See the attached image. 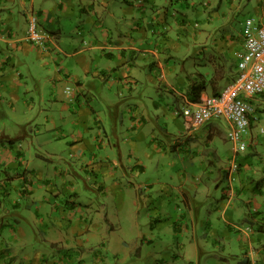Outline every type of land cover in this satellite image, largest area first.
Listing matches in <instances>:
<instances>
[{
  "label": "crops",
  "instance_id": "0c3cea01",
  "mask_svg": "<svg viewBox=\"0 0 264 264\" xmlns=\"http://www.w3.org/2000/svg\"><path fill=\"white\" fill-rule=\"evenodd\" d=\"M41 1L49 0H0V110L11 107L16 119L12 126L20 127L11 137L6 134V130L0 134V138H4L0 144L6 148L4 156L1 154L6 163L0 160V217H15L10 228L14 234L13 240L16 238L21 248H24L29 236L34 235L27 222L34 221L35 216L46 221V211L54 216L59 209V203L52 200L48 192L51 186L59 185L62 179L67 182L68 178L63 173L62 177L58 176L62 166L52 163L57 161L49 156L61 155L67 150L79 155V163L83 168L90 164L92 173L97 175L101 172L102 176L97 175L96 181L103 177L105 184L95 187L102 194L111 192L108 184L118 186L125 179L131 181L139 169L146 170L143 157L137 153L139 150L146 151L144 148L148 145L143 147L141 144H149L151 138L163 133L171 140L173 150H179L181 155L187 151L200 156L202 161L209 162V167L205 176L198 175L200 183L196 181V189L189 190V194L183 191L182 181L178 184L177 192L168 194L171 201L160 199L167 203L166 206L163 204L158 207L151 198L150 201H136L138 211L141 214L143 211L148 212L151 220L156 217L166 219L178 232H184L187 228L190 230L191 227L195 232L199 228L203 230L201 233L205 237L200 249L205 258L207 251L211 250L212 255L219 253L221 260L226 259L235 264H258L259 260L264 264V153L258 148L264 145V132L256 126L259 119L253 118L249 139L253 138L255 142L242 154L238 162L240 167L232 183L234 189L228 194L226 189L230 182L225 185L222 183L224 179L230 180L228 168L231 161L230 155H226L224 141L228 140L227 130L231 125L225 129L223 123H215L220 120L217 118L194 129L192 122L181 111L193 101L191 86L194 83L206 82L201 94V97H205L219 93L233 79L227 65L215 62L208 65V71L204 72L191 70L190 67L184 71L185 68L181 67L182 73L177 74L176 67L171 80L168 70L172 65L167 58L178 56L180 59L179 54L187 56L186 51L179 52V48L176 54L172 52L174 44L178 43V39L174 38L178 36L177 31L172 34L161 32V29L170 25L167 21L172 12L169 4L177 0H109L106 10L103 9V1L106 0H88L87 3L86 0H50V5H42ZM117 3L123 11L125 5L127 8L132 7L129 14L134 13L136 16L133 23L125 19L122 21L123 26L118 25L115 27L116 32L110 34L108 27L114 21L119 22L122 17L111 9ZM250 3L257 13L264 11L259 2L251 0ZM56 7L62 9L64 16L55 11ZM135 8L146 14L147 18L138 15ZM31 9L41 13L44 18L40 20L42 42L28 40L26 35L20 34L22 28L27 26V13ZM17 10L20 12L16 13ZM78 12L80 15L77 17L75 14ZM68 19L75 21L80 37L74 38L69 34L68 23L73 22ZM86 24L92 26L88 28ZM211 31L207 34L208 39ZM232 36L225 32L218 34V37L213 36L215 44L219 45L217 50L222 55L228 41H232ZM87 37L89 41L85 45ZM202 40L207 41L206 38ZM208 51L204 47L199 50L212 60L214 56L210 57L212 54H208ZM195 73L199 74L198 78L193 76ZM69 84L74 89L68 87L67 90ZM167 95L176 100L173 105L167 104L168 111L173 110L180 117L172 123L173 127L168 122L162 127L164 122L158 120L159 129L155 130L151 120L154 116L160 117L158 109L163 107V98ZM28 97L39 107L37 104L30 105ZM39 99L41 102H38ZM47 101L49 105H44ZM250 101L256 109L260 108L264 94L256 95ZM37 109L45 113L38 114L40 123H33L29 113ZM47 121L57 129L49 140ZM53 121L57 122L54 124ZM41 125L46 128L39 133ZM32 128L34 135L31 134ZM19 131L24 134H19ZM43 133L47 135L39 136ZM18 139L20 142L16 143ZM30 139L29 150L25 151L24 147ZM159 144L155 147H159ZM29 153L35 154L37 159L25 162L24 156ZM135 156L138 158L136 164L129 165ZM17 164H26L27 172H21L23 170ZM30 167L31 173L28 172ZM40 169H44L41 174ZM214 185L217 191L213 193ZM220 189L222 191L218 193ZM54 191L62 190L57 188ZM220 194V204L215 209L216 221L208 219L205 223L204 219L200 222L198 216L202 212L199 209L202 200ZM54 196L61 198L62 192L54 193ZM98 203L102 214L101 202ZM169 205L173 207L171 210L168 209ZM124 210L118 206L107 214L109 223H118L114 232L122 226ZM220 221L222 226L219 225ZM0 237L3 238L2 234ZM199 243V239L194 241V244ZM5 245L15 252L16 244L6 242ZM234 245L240 249L236 261L230 259L235 255ZM12 256L23 259L22 253L17 251L13 254L0 250V264H16L10 261ZM28 259L29 256H25L26 263ZM214 261L216 264L220 262L218 259Z\"/></svg>",
  "mask_w": 264,
  "mask_h": 264
},
{
  "label": "rangeland",
  "instance_id": "374dc122",
  "mask_svg": "<svg viewBox=\"0 0 264 264\" xmlns=\"http://www.w3.org/2000/svg\"><path fill=\"white\" fill-rule=\"evenodd\" d=\"M89 1L93 2V0ZM108 1L109 0L103 1L104 10H106V7L109 5ZM234 1L235 0H177L170 2L169 7L172 9V12L167 19L170 25H168V28H158V30L161 29V32L164 34L177 31L176 34L178 36L174 38L178 39V43L174 44L175 46L172 52L176 54L179 48V52H184L183 50H185L187 55L184 57L182 54H179L181 57L180 59H178V56H176V58L172 56H169V59L167 58L170 65H172L168 70V75L171 80L173 79V72L176 67L177 74L182 73L181 67L185 68L184 71L190 67L191 70L197 69L198 72H204L207 70L208 65H212L215 62L227 65L229 67V75L234 79L236 78L239 72L238 63L243 49L241 34L246 19L248 17H254L257 20L264 21V11L257 13L251 7V3L248 4L251 0ZM255 1L259 2L264 9V0ZM41 2L42 5L51 4L50 0ZM87 2L88 0H86V3ZM164 2L166 1L164 0ZM37 5L39 8L41 7L39 2H37ZM182 5L187 7H180ZM125 6V11H123L122 6H119V3L114 4V7L111 8L117 14L122 15V17H120L119 22H110L112 25L108 27L110 29V34L116 32L115 27L118 25L123 26L122 21L125 19H129L130 24L133 23L134 16L136 15L134 13L129 14L133 9H131L132 7L127 8V5ZM33 11L32 9L28 11V18L26 19L27 26L22 28L23 32H20L21 35H26L28 40L30 14L34 13L38 15L40 20L44 19L41 13ZM55 11L57 13H62V9L59 10L58 7H56ZM70 11L72 10L70 9ZM70 11L68 14H70ZM134 11L143 18H147L146 14L140 13L138 9L136 10L135 8ZM19 12V10L16 11V13ZM92 13L94 14V12ZM175 14L176 16H174ZM17 15L18 14H16V16ZM75 15L78 17L80 12ZM62 16H64L63 13ZM70 21L73 23H68L67 30L70 31L69 34L74 38L80 37L79 29L75 27V21ZM214 24L215 27L213 28ZM80 25H82V22H80ZM86 25L88 28L92 26L91 24ZM15 26L17 27V25ZM81 27L82 26H79V28ZM210 30L212 31L208 39L207 34ZM223 32L228 35H233L232 41H228V45L223 51L225 58L218 52L217 47H219V45L215 44L216 42L213 40V36L217 35L218 37V34L222 35ZM202 34L205 36L201 37ZM204 38H206V42L202 40ZM88 41L89 38L84 40V44L86 45ZM203 47L204 49L210 50L207 53L212 54L210 57L214 56L212 60H209V58L199 52ZM167 60L164 61L165 64L168 63ZM193 76L198 78L199 74L195 73ZM69 85L70 86L66 87L67 90L68 87H71V90L74 89L71 84ZM28 100L30 105L37 104L29 97ZM38 102H41V100L39 99ZM174 103H176V100L169 95L163 98V105L161 104L163 107L158 109V115L160 117H153L151 120L152 128L155 130L158 128L157 122L160 119L164 122L162 127H165L167 124L173 127L172 123L180 116L173 110L168 111L167 104L173 105ZM44 105H49V101L44 102ZM37 106L39 107L38 104ZM42 113L45 112L43 110L41 112V109L30 112V120L32 119L31 121L33 123H40L38 114L43 115ZM255 115L256 119H259L256 126L261 128V130L264 129V102L260 103V108H257ZM22 118H24V116ZM218 119L220 120H216L215 123H223L222 125L225 129L230 125V122L226 118ZM14 121L16 122V119H14L12 108L3 107L2 111L0 110V134H3L4 130H6V134L11 137L14 132H17L20 127L12 126ZM56 122L57 121H53L54 124ZM165 122L168 123L165 124ZM10 126H12L11 130ZM25 128L27 129L26 126ZM45 128V125H41L39 133L44 131ZM46 129L48 130L49 140L53 137L57 129L53 128L52 124L48 121ZM31 130V134L34 135V129L32 128ZM18 133L24 134L22 131ZM47 133L39 134V136L47 135ZM0 140H4V138L2 137ZM170 141L171 140L162 133L158 135L157 138H151L149 144L143 142L141 145L144 147L146 144L148 147L144 148L146 151L139 150L137 155L143 157L142 162L147 165L146 170L140 171L139 169L138 174L133 175L131 181L125 179L123 183L118 186L108 184L111 192L105 191L102 194H100L95 187L105 184L103 177L100 181H96L98 178L97 175L102 176L101 172H98L97 175L92 173L90 164L87 168H83V165L79 163V155L71 150H67L61 155L49 156L50 159L57 161H51L52 163H59V166H62L60 169L61 173H59L58 176L62 177L63 173V175L68 178L67 182H63L64 180L62 179L58 182L59 185L51 186L48 192L52 200L59 203L57 213L52 216L46 211V221H44L43 218L35 216L33 218L34 221L27 222L34 235L29 236V242L24 248H21L15 237L13 240L14 234L10 230L11 225L15 221V217L13 215H3V217H0V234L3 236V238L0 237V250L13 254L16 253V251L17 253H22L23 259L20 260L12 256L13 259L10 261L17 262L16 264H216L214 261L215 259L220 261L219 264H235L231 261L228 262L226 259L221 260L219 253L215 256L212 255L211 250L207 251L208 255L206 258L203 257L200 248L203 246L201 243L205 236L201 233L203 230L200 228L195 232L194 228L190 226V230L187 228L184 232H178L177 228L169 225L166 219L156 217L159 219L153 218V220H151L148 212L143 211L141 214V212L138 211L136 201H150L151 198L157 203L158 207H162L163 204L166 206L167 203L164 201H166V199H169V201L172 200L168 194L173 195L179 190V182L182 183V181H184L183 191L189 194V190L193 191V189H196V181L200 183V177H198V175L205 176V172L208 170L209 162L207 163V160L202 161L200 156L193 155L187 151L182 152L181 155L179 150L175 148L173 150ZM19 142L20 139L16 140V143ZM31 142L30 139L24 147L25 151L29 150ZM224 142L227 147L226 155H230V162L235 157L233 150L234 143L229 137L228 140ZM158 143H160L159 147L156 148L155 146L158 145ZM49 144H52V142ZM49 144L47 145L49 146ZM6 147L9 148L11 146L6 145ZM258 148L264 153V145H260ZM1 149L4 151L0 152V160L5 164L6 159H2L1 154L4 156L6 148H3L0 144V150ZM132 149L135 150L134 147H132ZM244 152L245 151H242L239 154L238 162L241 161ZM36 159L37 156L35 154L31 155V153H29L24 156L25 162ZM136 159L138 160L135 156L134 161L130 162L129 165L136 164ZM16 166L23 170L21 172H27L26 164H17ZM42 171H44V169H40L39 174H41ZM28 172H32V167L29 168ZM185 181H188L187 184H185ZM227 183H229L228 179H224L222 185ZM37 187H39V185H37ZM57 188L62 191H54V189ZM215 191H217L216 185L212 188V192L214 193ZM220 191H222V189H220L218 193H220ZM61 192V198L54 196V193ZM198 195L201 196L200 193ZM221 195L222 194L208 196L206 201L202 200V197L198 198L203 201L199 207V209L202 210L198 216L200 222L204 219L205 223L208 219L216 221L215 209L220 204L218 201ZM180 196L185 195L181 194ZM160 199L164 201L161 202ZM99 201L101 202L102 214H100ZM118 206L120 209L125 208V210L123 212L122 226L114 232V227L118 228V223H115V225L109 223L107 214L109 211L117 209ZM172 208V206H168V209L171 210ZM99 215H102L100 219ZM114 216L115 215H112L111 217ZM5 218L6 221H4ZM201 224L203 225V222ZM219 225L222 226L221 221ZM197 239L200 241L198 245L194 244V241ZM6 242H9L11 245H17L15 252L14 250L7 249L8 247L5 245ZM233 247V254L235 255L230 259L236 261L239 258L236 254L239 253L240 249L236 245ZM218 252H220V250H218ZM27 255L29 259L26 263L25 256ZM209 255L211 257H209ZM226 256L230 257L229 254ZM4 257L9 258L7 255ZM261 263L262 262L259 260L258 264Z\"/></svg>",
  "mask_w": 264,
  "mask_h": 264
},
{
  "label": "built area",
  "instance_id": "2783aa9c",
  "mask_svg": "<svg viewBox=\"0 0 264 264\" xmlns=\"http://www.w3.org/2000/svg\"><path fill=\"white\" fill-rule=\"evenodd\" d=\"M29 22V39L42 42L43 36L38 28L39 16L31 13ZM241 36L243 49L237 77L219 93L207 95L193 106L183 108V114L189 118L194 128L217 118H226L230 122L228 137L234 143L235 153L230 162V171L233 172L240 167L237 155L247 150L253 142L252 138L249 139V129L252 119H256V107L249 98L264 93V21L248 17Z\"/></svg>",
  "mask_w": 264,
  "mask_h": 264
},
{
  "label": "clouds",
  "instance_id": "9594fccd",
  "mask_svg": "<svg viewBox=\"0 0 264 264\" xmlns=\"http://www.w3.org/2000/svg\"><path fill=\"white\" fill-rule=\"evenodd\" d=\"M261 21H262V20H261ZM39 26H40V22H39ZM38 28H39V27H38ZM39 31H40V28H39ZM241 37H242V36H241ZM237 74H238V73H237ZM236 77H237V76H236ZM232 79L234 80V78H232ZM233 80H232V81H233ZM232 81H231V82H232ZM229 83H230V82H229ZM70 90H71V89H70ZM222 90H223V89H222ZM222 90H221V91H222ZM215 94H217V93H215ZM261 94H264V93H261ZM261 94H258V95H261ZM210 95H212V94H210ZM206 96H207V95H206ZM255 96H256V95H255ZM253 97H254V96H253ZM202 98H203V97H201V99H202ZM251 98H252V97H250L249 99H251ZM201 99H200V100H201ZM200 100H199V101H200ZM196 102H198V101H192L191 103H189V104L186 105V106H193V104L196 103ZM186 106H185V107H186ZM183 108H184V107H183ZM183 108H182V111H181L182 113H183ZM256 110H257V109H256ZM183 115H185V114H183ZM185 116H186V115H185ZM255 116H256V115H255ZM255 116H254V117H255ZM186 117H187V116H186ZM187 118H188V117H187ZM188 119H189V118H188ZM255 120H258V119H255ZM189 121H190V120H189ZM190 122H191V121H190ZM251 124H252V122H251ZM194 129H196V128H194ZM263 130H264V129H262V131H263ZM252 139H253V138H252ZM254 142H255V141L253 140V142H252L251 144H253ZM238 169H239V168H238ZM238 169H237L236 171H238ZM228 171H229L228 176H229V179H230V180H229L230 185L227 187L226 192H227L228 194H230V193L233 191V189H234L233 186H232V183L234 182V180H235V178H236V176H235V172H236V171H234V172H233V171H230V166H229V168H228Z\"/></svg>",
  "mask_w": 264,
  "mask_h": 264
},
{
  "label": "trees",
  "instance_id": "16d2710c",
  "mask_svg": "<svg viewBox=\"0 0 264 264\" xmlns=\"http://www.w3.org/2000/svg\"><path fill=\"white\" fill-rule=\"evenodd\" d=\"M206 88V82L201 81L199 83H194L191 86V98L193 101H199L201 99V94ZM229 174V171H228ZM230 185V183H229ZM227 190V189H226Z\"/></svg>",
  "mask_w": 264,
  "mask_h": 264
}]
</instances>
